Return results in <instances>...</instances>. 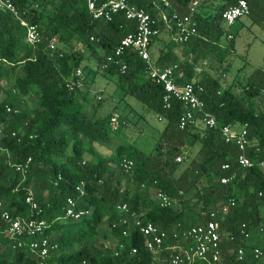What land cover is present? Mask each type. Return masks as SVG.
Here are the masks:
<instances>
[{
    "label": "trees",
    "instance_id": "obj_1",
    "mask_svg": "<svg viewBox=\"0 0 264 264\" xmlns=\"http://www.w3.org/2000/svg\"><path fill=\"white\" fill-rule=\"evenodd\" d=\"M11 1L22 16L38 25L42 41L37 45L27 43L25 28L9 12L0 9V81L7 79L10 84L4 89L5 97L0 99V129L4 133L0 137V202L13 216L29 218L35 214L24 198L28 191L33 192L41 208L39 217L46 222L44 235L57 245L46 263L155 264L167 252L154 254L145 249L143 236L138 232L131 231L129 237H123L119 228L110 229L121 216L116 209L118 203L127 202L143 220L168 231V244L174 241L173 231L201 223L205 219L201 212L233 197L236 204L226 215L207 214L206 218H214L223 230L235 235L234 240L226 237V241H221L224 264H253V257L247 256L249 261L246 259L245 263L238 261L234 250L243 246L244 239L237 235L242 223L247 224L250 232L254 228L259 230V224L264 227V211L260 208L264 194L258 196L260 190L264 192V177L257 164L264 157V109H256L255 105L257 98L264 97V67L228 85L222 84L220 77L200 74L197 69L212 56L222 62L232 51L234 35L228 39L227 33L228 42H221L225 34L221 13L237 0H211L203 11H199V4L195 14L197 33L179 44L182 57L169 49L155 62L161 67L177 63L176 82L201 86L199 96L219 126L246 125L248 138L260 148L259 153L253 149L248 152L255 163L247 168L237 166V147L226 142L218 129H197L192 123L178 126L183 104L173 100L169 108L164 107L163 87L148 76L146 64L136 51L127 48L122 54H115L121 38L134 29V22L123 13L105 20L94 18L84 0ZM127 1L159 17L160 9L168 14H186L193 0H168L169 7L156 0ZM246 1L250 8L248 16L264 28V0ZM51 39L70 50L63 51L57 45L51 51ZM92 59L97 69L101 68L109 78L115 76L120 88L128 89L129 94L165 121L151 152L123 142L108 156L94 148L95 142L110 140L113 132L123 128L125 120L118 115L117 126H113L112 113L104 117L89 114L85 96L77 95L79 86L67 85L76 79V69L87 66ZM122 64L126 65L123 72ZM228 67L224 66L223 72ZM29 95L34 96L35 102L25 108L22 104ZM5 104L16 107L18 112L7 113ZM183 155L190 161L180 168L176 157ZM28 157L27 171H17L15 166ZM124 160L132 162L127 170L121 165ZM224 162L231 163L230 170L221 169ZM232 172L236 176L230 183L219 182L222 175ZM201 178L207 180L201 191L185 198L184 193ZM153 185L176 197V203L167 207L155 204L150 193ZM68 197L74 200L75 209L89 210L90 214L79 218L67 216ZM103 225L108 226V232L100 229ZM3 227L0 221V229ZM99 237L106 238L109 246L98 243ZM19 239L25 244L18 246ZM18 240H4L0 264H36V255L26 243L29 239L22 236ZM119 243L124 248L114 255ZM131 247L137 248L135 255L128 254ZM231 248L233 252L229 253ZM193 264L207 263L197 260Z\"/></svg>",
    "mask_w": 264,
    "mask_h": 264
},
{
    "label": "built area",
    "instance_id": "obj_2",
    "mask_svg": "<svg viewBox=\"0 0 264 264\" xmlns=\"http://www.w3.org/2000/svg\"><path fill=\"white\" fill-rule=\"evenodd\" d=\"M87 10L94 18H103L111 20L115 14L123 13L127 19L134 22V29L126 33L120 40L119 45L115 49V54H122L125 49L131 48L137 52V55L145 62L148 76L160 83L163 87L162 102L165 108H169L173 100L179 101L183 104L184 109L178 118V126L183 128L189 123H200L203 127L218 129L222 138L226 142H232L238 150L235 157V163L238 167L247 168L252 166L255 162L248 152L253 149L254 153H259L260 148L256 146L252 140L248 138V131L246 125H222L219 126L215 115L205 108L204 101L200 98L199 93L202 87L194 85L192 82H176L174 79V72L178 69L177 63H172L161 67L151 57L149 47L151 40L160 35L162 26L171 32L174 41L177 44L188 41L193 35L197 33V23L195 14L198 10L199 0H193L189 6L186 14L180 15L176 11L171 14L166 13L160 9V16L153 17L145 8L130 3L127 0H84ZM161 2L163 6L169 7L168 0H156ZM0 9L9 12L14 19H16L21 26L25 28V41L31 45L41 43V33L36 23L29 21L21 15L16 5L11 0H0ZM250 8L246 0H237L234 4L228 6L221 13V19L224 25H232L241 16L249 15ZM231 33L227 34V38H232ZM51 51L57 49L55 40L51 39L48 45ZM61 55V52H59ZM105 66V65H104ZM126 68L125 64L121 65V71ZM81 69L77 68L75 71V80H70L67 85L72 88L74 84L81 83ZM5 111L7 113H16L18 109L9 104H5ZM161 119V117H158ZM117 120L116 115H113L110 122L114 124ZM4 133L0 129V137ZM12 135H15L12 132ZM187 159V156H178L176 161ZM30 163V157L25 161L18 163L15 168L23 174L27 171ZM263 172L264 177V157L257 161ZM124 169H129L132 162L124 160L122 162ZM221 169L230 170L231 163L224 162ZM236 176L235 172L228 175H222L219 178L221 184L230 183ZM155 184V181L154 183ZM145 183L141 184L144 187ZM77 189H79L77 187ZM152 200L160 207L173 206L177 199L167 192L155 187H150ZM264 192L260 190L258 196H263ZM25 203L30 207V210L35 214L29 218L15 215L13 216L9 210L5 209L0 202V221L4 223V227L0 229V248L3 246L4 240L17 241L18 238L25 236L29 239V249L36 255V264H47L46 259L56 249V244L49 239V236L44 235L46 222L39 217L41 208L34 200L33 192L28 191L24 198ZM66 215L74 218H79L82 215H89V210L75 209L74 200L70 197L66 199ZM236 204L233 197H229L225 202L220 203L209 211L201 212L203 218L201 223L191 225L189 227L172 232L174 241L166 244V239L169 237V232L153 224L148 220H143L140 213L132 211L127 202H121L116 205V209L121 213L117 222L111 224L110 229L119 228L120 234L123 237H129L131 231L138 232L143 236V246L150 252L157 254L161 251L167 252V256L155 264H193L195 261H204L207 264H224L221 252L222 231L218 221L214 218H206L207 214L211 217L220 213L226 215L232 207ZM259 231L264 232V227L259 224ZM238 236L246 239L250 236V229L246 223H242L238 228ZM226 237L229 240H234L233 232H226ZM104 247L109 246V242H103ZM23 242L19 239L18 246H22ZM25 244V243H24ZM23 244V245H24ZM166 244V245H165ZM165 245V246H164ZM124 248L123 243L118 244L114 255H119L120 249ZM259 247H254L252 251L253 258L259 257L261 254ZM137 253L136 247H131L128 254L135 255ZM236 259L240 262H246V252L243 246H237L234 250ZM84 263V262H83Z\"/></svg>",
    "mask_w": 264,
    "mask_h": 264
},
{
    "label": "rangeland",
    "instance_id": "obj_3",
    "mask_svg": "<svg viewBox=\"0 0 264 264\" xmlns=\"http://www.w3.org/2000/svg\"><path fill=\"white\" fill-rule=\"evenodd\" d=\"M210 3L211 0H199V4L202 5V7L199 6V11H203V7L206 6L205 4ZM224 29L225 34L221 39L222 44L228 42L226 38L227 33L234 35L232 38L234 40L232 51L222 62L217 61L212 56L207 64L197 67V69L198 72L200 71V74L207 72L212 76L220 77L222 84L228 85L235 82L238 77L248 75L256 68L264 67V28L261 23H255L248 15H245L238 18L232 25L228 26L225 24ZM162 39L169 46L180 49V45L174 41L172 35L162 33L159 38L153 40V43L151 42L152 44H150L151 47L149 48L152 52L151 55H157L155 47ZM56 44L63 51L70 50L67 46L60 45L57 42ZM87 63V66H79L82 73L81 83L79 85L80 91L77 93L80 98L85 96L87 112L94 114L96 117H104L109 113L116 115L117 120L113 126H117L118 115L122 116L125 120L123 128L113 132L110 140L107 142H95L94 148L105 156L113 154L116 146L121 142L131 143L144 152L154 150L155 142L165 121L158 119L156 114L143 105L140 100L129 94L128 89L124 87L120 88L115 76L109 78L103 73L101 68L97 69L96 61L92 59ZM227 64L229 67L226 72H223V67ZM9 87L10 84L7 79L0 81V99L5 97L6 90L4 89ZM34 102V96L29 95L26 96L22 106L29 108ZM255 105L256 109H264V97L257 98ZM195 127L197 129H203L200 123H196ZM196 149L197 147L194 149V153H196ZM86 157L89 156L87 155ZM184 160L180 161V168L188 165L190 158ZM206 181L205 178H201L195 187L187 193H184V197L192 198L196 191H201L202 185L206 184ZM219 204L220 201L217 205ZM260 208L261 211H264V205H261ZM100 229L107 232L109 230L107 225H103ZM105 239L99 237L98 243L105 242ZM222 241H226L225 230L222 231ZM241 244L245 252H247L246 257L252 258L254 247H259L261 251L262 247L264 248V232L255 228L252 229L250 236L244 239ZM232 252L233 248L229 249V253ZM254 259L255 262L253 264H264V252H261L259 257Z\"/></svg>",
    "mask_w": 264,
    "mask_h": 264
},
{
    "label": "crops",
    "instance_id": "obj_4",
    "mask_svg": "<svg viewBox=\"0 0 264 264\" xmlns=\"http://www.w3.org/2000/svg\"><path fill=\"white\" fill-rule=\"evenodd\" d=\"M198 6H199V5H198ZM201 7H202V5H201ZM203 8H204V7H203ZM162 33H165L166 35H167V34H168V35H171V32L162 26V29H161V33H160V35L154 37L153 40H154L155 38H159V37L161 36ZM153 40L151 41L152 43H153ZM152 43H151V44H152ZM150 47H151V45H150ZM150 47H149V48H150ZM155 49L157 50V55H151L152 52H151L150 49H149L150 55H151V57H152L155 61H156V59L160 56V54H161L162 52H167L169 49H171V50L173 51V53H175L176 55H178L180 58L182 57V54H181V52H180V49H179V48H178V49H177V48H173V47L169 46V45L167 44V42L164 41V39H162L159 43H157ZM153 53H154V52H153ZM197 157H198V156H197Z\"/></svg>",
    "mask_w": 264,
    "mask_h": 264
}]
</instances>
